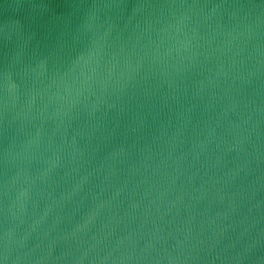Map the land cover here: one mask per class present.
I'll return each instance as SVG.
<instances>
[{
	"label": "water",
	"instance_id": "1",
	"mask_svg": "<svg viewBox=\"0 0 264 264\" xmlns=\"http://www.w3.org/2000/svg\"><path fill=\"white\" fill-rule=\"evenodd\" d=\"M0 264H264V0H0Z\"/></svg>",
	"mask_w": 264,
	"mask_h": 264
}]
</instances>
